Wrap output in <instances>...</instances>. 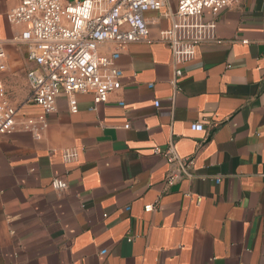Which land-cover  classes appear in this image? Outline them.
<instances>
[{
    "label": "crops",
    "instance_id": "obj_1",
    "mask_svg": "<svg viewBox=\"0 0 264 264\" xmlns=\"http://www.w3.org/2000/svg\"><path fill=\"white\" fill-rule=\"evenodd\" d=\"M177 1L145 14L153 41L121 50L107 102L93 110L79 95L71 113L61 96L41 139L0 136V264H264V0L220 11L217 41L197 46L172 83L158 33ZM18 2L0 0V85L19 116H35L26 26L6 19ZM169 146L191 163L168 187L172 168L154 150Z\"/></svg>",
    "mask_w": 264,
    "mask_h": 264
},
{
    "label": "built area",
    "instance_id": "obj_2",
    "mask_svg": "<svg viewBox=\"0 0 264 264\" xmlns=\"http://www.w3.org/2000/svg\"><path fill=\"white\" fill-rule=\"evenodd\" d=\"M233 0H178L168 28L160 30L158 41L171 51L174 79L183 74V66L195 57L196 48L204 42L217 41V15ZM167 0H19L6 15L13 25L24 24L20 40L27 43L28 59L37 67L26 73L31 88L30 102L40 108L38 115L19 116L0 85V136L25 131L39 140L47 128V116L56 112L57 99L65 97L71 113L78 111L77 97L91 94L94 110L107 102L121 88L122 71L117 66L120 52L135 42L152 43L145 14L160 11ZM211 17L205 18V11ZM113 44V49L101 54L99 48ZM4 52L0 48V70ZM155 107L159 102L154 103ZM128 128V125L124 126ZM192 131L201 132L204 125L195 122ZM172 168L166 184L172 186L177 171L187 172L190 161L180 158L169 146L154 150ZM74 150L63 152L66 162L77 158ZM55 191L67 188L57 177L51 182ZM146 212L154 210L145 206ZM132 237L127 241L131 242Z\"/></svg>",
    "mask_w": 264,
    "mask_h": 264
}]
</instances>
